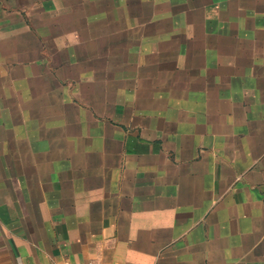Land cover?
Returning <instances> with one entry per match:
<instances>
[{"label": "crops", "instance_id": "0c3cea01", "mask_svg": "<svg viewBox=\"0 0 264 264\" xmlns=\"http://www.w3.org/2000/svg\"><path fill=\"white\" fill-rule=\"evenodd\" d=\"M229 7L0 0V264H264V18Z\"/></svg>", "mask_w": 264, "mask_h": 264}, {"label": "rangeland", "instance_id": "374dc122", "mask_svg": "<svg viewBox=\"0 0 264 264\" xmlns=\"http://www.w3.org/2000/svg\"><path fill=\"white\" fill-rule=\"evenodd\" d=\"M229 1H230V7L228 9V12L230 13L233 11L235 4H243L246 7H253L260 14V16L264 18V0H229ZM244 18L245 17L242 15L240 20L243 21ZM245 26H247V22H245ZM258 30L260 32H264V19Z\"/></svg>", "mask_w": 264, "mask_h": 264}]
</instances>
